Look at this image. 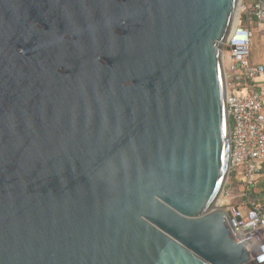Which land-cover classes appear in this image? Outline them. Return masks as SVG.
Segmentation results:
<instances>
[{"label": "water", "instance_id": "95a60500", "mask_svg": "<svg viewBox=\"0 0 264 264\" xmlns=\"http://www.w3.org/2000/svg\"><path fill=\"white\" fill-rule=\"evenodd\" d=\"M242 1L0 0V264L251 262L218 208Z\"/></svg>", "mask_w": 264, "mask_h": 264}, {"label": "built area", "instance_id": "2783aa9c", "mask_svg": "<svg viewBox=\"0 0 264 264\" xmlns=\"http://www.w3.org/2000/svg\"><path fill=\"white\" fill-rule=\"evenodd\" d=\"M244 1L241 10L248 13L259 27H264V0H255L248 7ZM253 35V30L240 21L225 46L230 49L223 52L232 146L229 178L218 208L228 212L240 242L251 255V262L262 264L264 206L247 193L237 192L235 184V178L249 186L264 176V101L259 89L264 86V64L250 60Z\"/></svg>", "mask_w": 264, "mask_h": 264}, {"label": "crops", "instance_id": "0c3cea01", "mask_svg": "<svg viewBox=\"0 0 264 264\" xmlns=\"http://www.w3.org/2000/svg\"><path fill=\"white\" fill-rule=\"evenodd\" d=\"M255 0H246V2L244 4H246V6H250ZM242 12L244 13V11L242 10ZM249 24L252 27V30L255 31L256 33V42L254 44L255 46V55L252 53L251 50V56H250V60L253 63H258V64H264V27H259L256 22H254V20H251L249 22ZM252 47V45H251ZM261 83V82H260ZM260 92L262 94L263 97V101H264V86L261 85L259 87ZM264 175V173H263Z\"/></svg>", "mask_w": 264, "mask_h": 264}, {"label": "trees", "instance_id": "16d2710c", "mask_svg": "<svg viewBox=\"0 0 264 264\" xmlns=\"http://www.w3.org/2000/svg\"><path fill=\"white\" fill-rule=\"evenodd\" d=\"M245 2L246 0L244 1V3ZM246 20L251 21L253 19L248 13L244 12L242 16V23L245 22ZM235 179H236L235 184L237 186V192L247 193L249 197L256 199L258 204L264 206V176L260 177L258 180H256L253 184L249 186H246V184L243 181L238 180L237 178ZM260 184L263 185V188L262 191L258 192L257 187Z\"/></svg>", "mask_w": 264, "mask_h": 264}, {"label": "rangeland", "instance_id": "374dc122", "mask_svg": "<svg viewBox=\"0 0 264 264\" xmlns=\"http://www.w3.org/2000/svg\"><path fill=\"white\" fill-rule=\"evenodd\" d=\"M239 14H240V16H241V21H242V16H243V12H242V10L241 9H239ZM249 22H250V20H246L245 22H243V25L244 26H246V27H248V28H251L252 29V27H251V25L249 24ZM253 39H252V47H251V50H252V53L255 55V46H254V44H255V42H256V33H255V31H253ZM262 188H263V185H258V187H257V191L258 192H260V191H262ZM222 197V196H221ZM240 199L239 198H237V201H239ZM248 264H258V263H256V262H249ZM262 264H264V263H262Z\"/></svg>", "mask_w": 264, "mask_h": 264}]
</instances>
